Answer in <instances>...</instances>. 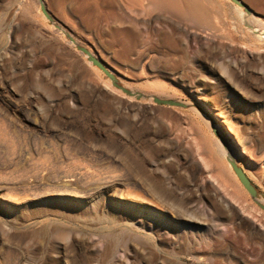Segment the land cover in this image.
<instances>
[{"label":"rangeland","instance_id":"1","mask_svg":"<svg viewBox=\"0 0 264 264\" xmlns=\"http://www.w3.org/2000/svg\"><path fill=\"white\" fill-rule=\"evenodd\" d=\"M243 1L253 15L202 0L201 27L153 0H119L94 33L67 16L138 99L40 0H0V264H264V210L230 163L264 204V0ZM68 175L102 187L74 197Z\"/></svg>","mask_w":264,"mask_h":264},{"label":"bare ground","instance_id":"2","mask_svg":"<svg viewBox=\"0 0 264 264\" xmlns=\"http://www.w3.org/2000/svg\"><path fill=\"white\" fill-rule=\"evenodd\" d=\"M135 1V0H133ZM134 3V2H133ZM153 3L154 5L159 9V10H162L161 12H165L169 15H172V16H175V17H178V18H181L182 20L184 21H190L193 25L195 26H198V27H201V26H204L205 22L207 21L208 19V12L205 10L204 6L202 5V0H153ZM243 10V8H242ZM196 28V27H195ZM204 28V27H203ZM207 28V27H206ZM197 29V28H196ZM201 29V28H200ZM133 35V34H132ZM131 35V36H132ZM131 36L129 38V40L131 39ZM134 36V35H133ZM132 36V42H135V41H138L139 39V35H136V38L134 36L133 38ZM129 37V36H128ZM133 39H135V41H133ZM128 41V40H127ZM127 44V43H126ZM131 43H129V48H130V45ZM128 48V49H129ZM129 52V50H128ZM132 52V51H131ZM125 56V55H124ZM161 94V93H160ZM163 94V93H162ZM166 94V92H165ZM237 135V134H236ZM235 136V135H234ZM236 138V148L238 151H240V153H244L245 155H249V152H250V148H248L245 144V141L241 138V136H238L237 137L235 136ZM222 145V144H221ZM220 145V146H221ZM235 147V146H234ZM223 148V147H222ZM223 150V149H222ZM224 151V150H223ZM222 152V151H221ZM224 153V152H223ZM239 154V152H238ZM225 156V155H224ZM231 160V159H230ZM236 163V160L234 161ZM231 167V166H230ZM130 171V170H129ZM85 173V172H84ZM129 173V172H128ZM83 173H81L82 175ZM86 174V173H85ZM84 174V175H85ZM90 174V173H89ZM65 175V174H64ZM86 176V175H85ZM126 177V176H125ZM81 178V177H80ZM79 177L77 178L76 175L73 176V175H68L65 177V185L72 190V193L71 195H73L74 197H81V198H85L87 195L91 194L92 193H95V190L96 188H100L102 186L99 187V185L97 187H95L93 184L91 183H82V180L80 179ZM85 178V177H84ZM85 180V179H84ZM97 181V180H96ZM119 181V180H117ZM85 182V181H84ZM93 182V181H91ZM113 184V183H112ZM96 185V184H95ZM111 185V184H110ZM107 190V189H106ZM166 190V189H165ZM60 191V190H59ZM62 192V191H61ZM60 193V192H59ZM97 193V192H96ZM115 196V194H114ZM120 196V195H119ZM117 196V197H119ZM124 196V195H123ZM122 197V196H121ZM125 198V197H123ZM231 202V201H230ZM164 209H165V205L163 206ZM160 209V208H159ZM172 210L173 212L176 213V219L182 221V220H185V221H200L202 222L203 224L205 223V217H202V219H196L194 218L193 214H201V211L200 209H188L186 210L187 211V214L186 213H181V212H178V211H175L174 209L172 208H169L168 210ZM166 211H167V208H166ZM205 214V212H204ZM239 215V214H238ZM207 220V219H206ZM207 223V222H206ZM149 225H151L152 223L149 222L148 223Z\"/></svg>","mask_w":264,"mask_h":264},{"label":"water","instance_id":"3","mask_svg":"<svg viewBox=\"0 0 264 264\" xmlns=\"http://www.w3.org/2000/svg\"><path fill=\"white\" fill-rule=\"evenodd\" d=\"M231 1L235 5L243 8L245 13H247L248 15H253L252 9L243 0H231ZM40 2H41V11H42L43 15L51 23H53L57 27V29H59L60 31H63L66 34L68 39L73 44L76 45L77 49L87 56L89 62H91L95 67L99 68L109 78V80L112 82V85L116 89L121 90L124 94H126L130 97H137L138 99H141L143 97V95L134 93L131 90H129L128 88H126L125 86H123L120 83L115 71L100 56H98V55L95 56L93 53H91L90 50L79 45L77 43V41L75 40V38L69 32L66 31L67 28L63 24H61L52 15V13L48 10V8L45 4V1L40 0ZM153 102L157 105L172 106V107H185L186 106L182 102H178L175 100L161 99L159 97H153ZM235 143L236 142L233 141L234 145H236ZM230 163L232 165L233 171L235 172V174L238 177L241 184L244 186V188L247 190V192L255 199V201H257L260 208L262 210H264V204H261L258 202L259 193H258L257 188L253 185L252 181L247 177L245 172L235 162L230 161Z\"/></svg>","mask_w":264,"mask_h":264},{"label":"crops","instance_id":"4","mask_svg":"<svg viewBox=\"0 0 264 264\" xmlns=\"http://www.w3.org/2000/svg\"><path fill=\"white\" fill-rule=\"evenodd\" d=\"M45 4L61 24L70 16L93 33L98 29L100 21L105 18L112 20L114 15L119 14V0H45Z\"/></svg>","mask_w":264,"mask_h":264}]
</instances>
